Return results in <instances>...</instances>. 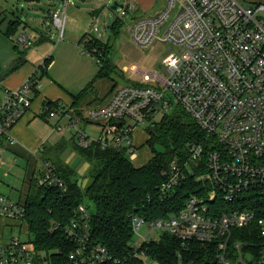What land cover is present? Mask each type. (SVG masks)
Segmentation results:
<instances>
[{"label":"built area","instance_id":"obj_1","mask_svg":"<svg viewBox=\"0 0 264 264\" xmlns=\"http://www.w3.org/2000/svg\"><path fill=\"white\" fill-rule=\"evenodd\" d=\"M135 7L128 3L121 16L135 12ZM51 19L62 39L65 11H53ZM126 26L130 40L141 48L160 41L181 49L164 58L168 74L136 69L141 83L118 85L106 104L70 117L68 130L81 148L100 143L104 149L125 150L133 161L138 150L136 129L151 124L155 116L169 114L177 104L191 116L203 140L189 144L183 164H170L159 196L162 200L172 197L188 176L210 188L203 197L190 195L177 216L146 221L134 215L135 257H146L143 246L158 241L161 236L149 235L160 230L168 231L184 246L193 241L214 248L218 264H264V4L166 0L160 13L132 18ZM17 42L32 45L26 35H20ZM85 52L101 66V54ZM41 74L37 69L19 88L7 89L0 98V152L12 139L13 128L32 108L42 86ZM46 113L54 117L64 114V108L58 102L54 110L47 107ZM81 122L102 123L100 137L88 136ZM44 168L38 186L64 191L66 186L52 165L44 163ZM218 197L224 208L212 207ZM75 215L66 228L68 238L76 243L69 264H126L92 240L90 211L84 204L75 209ZM0 216L25 221V204L0 194ZM144 225L150 229L142 235ZM239 230L247 231L236 235ZM35 258L29 242L19 237L0 245V264H35Z\"/></svg>","mask_w":264,"mask_h":264},{"label":"trees","instance_id":"obj_2","mask_svg":"<svg viewBox=\"0 0 264 264\" xmlns=\"http://www.w3.org/2000/svg\"><path fill=\"white\" fill-rule=\"evenodd\" d=\"M17 26L12 25L7 34L13 36ZM124 27L125 22L116 19L111 25L112 39H117ZM79 44L85 51L101 54L97 78H111L118 73V67L111 58V40L103 42L92 33H86ZM48 63L46 60L39 68L42 74ZM47 107L54 110L57 102L48 103ZM148 129L146 143L153 154L149 162L141 167L132 163L125 150L104 149L100 143H92L87 148L76 146L80 156L91 167L89 184L85 189L77 181L74 169L60 158L66 143L53 149L51 155L54 154V158L46 157L45 160L52 162L66 189L39 187L37 179L31 185L24 204L29 242L33 244L36 256L35 264L70 263V254L76 248V243L68 238L66 228L76 216L75 209L85 204V199L95 206L89 219L92 240L105 247L113 259L126 264H144V259L135 257L132 247L135 241L132 217L135 215L146 221L168 219L184 210L190 195H206L210 188L188 176L176 187L172 197L162 200L159 196L158 189L166 179L164 172L173 162L183 164L188 158L189 144L198 142L202 137L191 116L178 106L172 115L166 114L161 121L151 122ZM157 144H163L165 152L156 151ZM215 205L224 208L219 197L212 207ZM245 231L239 230L236 235ZM143 250L146 257L159 264H218L214 248H203L193 241L184 246L168 231H164L158 241L146 243Z\"/></svg>","mask_w":264,"mask_h":264},{"label":"crops","instance_id":"obj_3","mask_svg":"<svg viewBox=\"0 0 264 264\" xmlns=\"http://www.w3.org/2000/svg\"><path fill=\"white\" fill-rule=\"evenodd\" d=\"M60 1L63 2L64 8L53 11L63 10L66 13L70 0ZM240 1H246V4H264V0ZM127 2L136 5L131 19L156 15L166 5V0ZM40 4L38 0H0V98L7 89L19 88L46 60L49 62L41 74L42 86L35 93L32 108L13 128L12 139L3 144L0 152V194L15 203L26 202L34 179L38 181L44 173V163L52 164L45 159L54 158L55 155L51 153L59 145L67 144L60 158L74 169L79 183L84 181L80 171L82 165L87 162L75 148L79 146L77 137L68 130L70 117L106 104L117 85L123 84L116 83L113 77L97 78L99 65L79 44L86 33L80 38L76 34H70L68 40H62L63 37L52 43V37L42 31L47 21L53 24L52 12L46 16L43 10L37 9ZM67 13L71 16L76 14L74 9ZM96 14L97 11L91 13L94 19ZM15 24L19 25L14 30L16 33L9 36L7 32ZM87 33L91 34V30ZM20 35H26L32 45L19 44L17 38ZM38 44H42V50L34 55L29 49ZM122 73L125 76L124 82L130 81L127 68H124ZM56 102L61 103L64 114L49 117L46 114L47 104ZM100 124L98 125L101 135L102 123ZM80 127L85 132L87 125L81 122ZM136 146L139 147L137 144ZM68 150L70 151L67 152ZM79 158L84 160L80 165ZM149 160L139 163L133 160L132 163L141 167ZM90 170L87 171L88 176ZM14 237L29 242L26 220L16 221L0 216V245L10 244ZM29 244L34 250L33 244Z\"/></svg>","mask_w":264,"mask_h":264},{"label":"rangeland","instance_id":"obj_4","mask_svg":"<svg viewBox=\"0 0 264 264\" xmlns=\"http://www.w3.org/2000/svg\"><path fill=\"white\" fill-rule=\"evenodd\" d=\"M41 4L37 7L38 10H43L46 16L49 12H53L55 9H63V2L60 0H38ZM128 0H70L66 7V13L75 10V15L71 16L67 13V21L64 29V38L62 40H68L70 34H76L79 38L91 30L92 35L97 37L100 41L108 42L111 40V58L114 64L118 67V73L112 75L116 80V83H126L123 78V69L127 68L130 73L129 78L131 83H141L142 77L140 73L134 72L132 69L137 68L142 73H149L152 71H157L163 75L168 74V69L163 63L165 57L170 53H179L181 50L175 45H167L163 42L157 41L155 45L151 48H141L132 42L129 38L127 31V26L123 28L120 36L117 39H112L111 35V25L116 19H121L124 22L130 21L134 10H130L126 17L121 16L122 9L118 8L116 11L112 10V6L115 2L121 5L127 6ZM246 3V1H244ZM131 3V2H130ZM93 11H97V17L94 19L91 15ZM85 30V31H84ZM44 33H47L52 37V43L57 42L59 39V30L50 22H46V27L42 29ZM83 32V33H81ZM81 34V35H80ZM80 40V39H79ZM42 50V44L33 46L29 51L36 55L37 51ZM96 61V59H95ZM97 63V62H96ZM178 107L175 104L174 110H172L168 115H172L175 109ZM164 115H158L153 118V121H161ZM84 124V122H83ZM87 127L85 132L92 139H98L100 136V126L96 122H91L86 124ZM151 124L141 125L135 131V144H137V156L135 158L136 162H146L152 158V149L147 145L146 140L148 137L147 129ZM153 125V124H152ZM150 130V128L148 129ZM152 130V128H151ZM67 132V131H65ZM203 140V135L199 141ZM156 151L165 152L166 147L163 144H157L155 146ZM68 150L67 152H69ZM84 160L82 158L78 159L79 165ZM82 169V170H81ZM80 174L84 176V181H80V186L82 189L86 188L89 183V176L87 171L90 170L89 163H85L81 167ZM85 206L90 212L95 210V206L89 199H85ZM150 227L144 225L140 230L142 235H145L149 231ZM163 232L160 230H154L151 235L160 237ZM144 264H159L155 261L150 260L148 257L144 258Z\"/></svg>","mask_w":264,"mask_h":264},{"label":"water","instance_id":"obj_5","mask_svg":"<svg viewBox=\"0 0 264 264\" xmlns=\"http://www.w3.org/2000/svg\"><path fill=\"white\" fill-rule=\"evenodd\" d=\"M118 8H121L123 9L124 8V5H121L120 3L118 2H115L112 6V10L116 11ZM121 123H117V126H120Z\"/></svg>","mask_w":264,"mask_h":264}]
</instances>
